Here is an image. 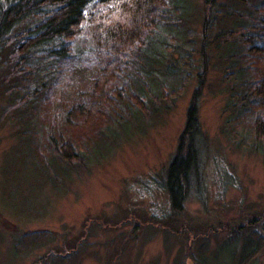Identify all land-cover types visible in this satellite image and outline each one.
<instances>
[{
	"label": "trees",
	"instance_id": "obj_1",
	"mask_svg": "<svg viewBox=\"0 0 264 264\" xmlns=\"http://www.w3.org/2000/svg\"><path fill=\"white\" fill-rule=\"evenodd\" d=\"M189 1L0 0V120L18 125L20 171L65 188L64 178L80 167L88 170L96 155L181 90L186 68L168 58L164 46L166 34L181 32ZM234 1L219 14L230 23L212 33L209 27L219 15L205 8L202 57L206 66V45L223 48L226 74L236 83L232 95L238 93L233 105L238 111L229 119L248 125L260 139L254 146L264 149V0ZM203 83L201 72L176 152L158 184L169 205L158 222L176 223L190 189L200 194L203 188L195 101ZM261 223L264 212L251 216L201 264L254 263L262 246ZM47 234L23 232L16 250L41 243Z\"/></svg>",
	"mask_w": 264,
	"mask_h": 264
},
{
	"label": "rangeland",
	"instance_id": "obj_2",
	"mask_svg": "<svg viewBox=\"0 0 264 264\" xmlns=\"http://www.w3.org/2000/svg\"><path fill=\"white\" fill-rule=\"evenodd\" d=\"M189 2L181 32L166 34L164 46L167 57L186 68L181 90L157 114L127 129L117 145L96 155L88 170L80 167L64 178L65 188L20 171L18 125L0 120V264H201L221 242L237 236L233 229L264 212V149L254 146L259 138L248 125L231 121L238 93L232 95L236 83L226 74L223 48L206 45V66L202 57L205 8L218 17L235 1L217 0L211 7L204 0ZM227 20L219 15L210 33ZM201 72L204 83L195 101L203 188L200 194L190 189L176 223L158 222L169 206L158 184L176 152ZM33 230L48 234L17 251L21 234ZM258 231L261 249L254 263L244 264H264L262 223Z\"/></svg>",
	"mask_w": 264,
	"mask_h": 264
}]
</instances>
